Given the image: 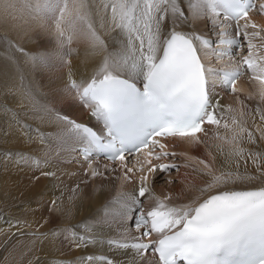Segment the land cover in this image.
<instances>
[{"label":"snow or ice","instance_id":"6c2138e0","mask_svg":"<svg viewBox=\"0 0 264 264\" xmlns=\"http://www.w3.org/2000/svg\"><path fill=\"white\" fill-rule=\"evenodd\" d=\"M253 13L264 16V0H0L6 27L41 19L56 40L33 55L8 32L0 36V145L22 146L0 148V167L29 168L38 183L59 180L53 159L87 164L66 205L64 192L47 203L48 216H36L39 204L31 220L0 210L4 247L30 238L27 264H264V152L256 147L264 110H246L237 87L249 74L264 103V25ZM201 20L209 35L195 30ZM74 40L86 44L82 61L74 62ZM225 57L230 70L212 66ZM44 72L48 82L38 87ZM65 96L95 126L54 106ZM177 141L214 151L194 169L199 184L161 195L155 182L178 170L165 162ZM98 177L133 187L73 222ZM99 247L107 252L88 251ZM65 250L82 254L68 258Z\"/></svg>","mask_w":264,"mask_h":264},{"label":"bare ground","instance_id":"6f19581e","mask_svg":"<svg viewBox=\"0 0 264 264\" xmlns=\"http://www.w3.org/2000/svg\"><path fill=\"white\" fill-rule=\"evenodd\" d=\"M253 19L256 21V23L260 25H264L263 16H254ZM16 23L18 25V29L16 31H13L11 28V23L6 27L3 21H0V30L2 32L11 33L13 36L17 37L20 40L29 37L31 41L33 42L36 41L33 44L26 43L27 47L32 50L37 51L44 49L46 51H51L56 47L54 36L52 38L53 39L52 41L49 40L50 39L49 36L44 37L48 33H49L48 35H53V33L50 30H45V28L41 27V25L44 24L45 21L41 19H36V20L30 19L26 24L24 23V21H18ZM203 24L198 23L195 25L201 27ZM250 30L251 29H249V31ZM206 31L209 33L210 30L209 31L206 30ZM207 32L205 33L207 34ZM38 39L40 41H38ZM71 46L73 48L78 49L80 53L79 57H76L74 54V62L82 61L85 57L86 44L83 41L74 40ZM49 75H50L49 72H44L43 74L36 76L38 77L40 84H47ZM237 87L240 89V93L242 92L245 93L244 96H241L243 94H239L241 99L244 100L245 98L248 97L246 95L252 94L257 98V101H260L257 95L258 87H259L258 84L252 83L251 85H245L243 83H240ZM45 91H47L46 88ZM221 97H222V102L225 105L231 104L239 112L241 106L234 100L231 94L221 93ZM247 100L249 103L244 102L245 105L247 106L246 110L255 109L257 106H259L262 110H264V105H259V103H255V101H253V98L251 100L250 99ZM69 105H71L70 110L68 108ZM54 106L62 111H68V114L71 115L73 118H76L85 123L87 122L91 123L93 126H95V122L89 121L87 118V114L83 113L79 108V106L74 103L73 96H65L64 101L62 103L57 102L54 104ZM249 123H251V121H249ZM257 123H259L258 117H257ZM46 130L56 131V128L53 126ZM209 143H211V141ZM200 144H195L187 141L186 142L177 141L174 144L175 152L178 153L177 159H181V161L177 160L176 164L179 165L181 169L174 175L167 176L164 178L160 177L159 179L156 180L155 189L159 194L163 195L168 193L169 191H178L182 183L199 184V179L198 177L195 176L196 171H194V169H197L196 165L199 159L197 158L196 161V159H194V154L198 153L200 159L210 161L211 157L208 155V153L210 150L214 151L209 147H207L205 150L199 149ZM258 145L264 146V141L259 142ZM246 146L247 145H245V147ZM0 147L12 148V147H22V146L17 144H8V145H0ZM57 161L65 162L66 165H61L60 168L57 170V175L59 177V180H52L54 182L52 188L60 189V192L57 193V196H60L61 192H64V194L65 192H68L69 195H71V191H70L71 188L74 187L80 180L84 179V171H83L84 169H82L83 168L82 166H84L85 168L86 166L83 165L84 163L82 164L80 160L77 159L75 156L69 159H60ZM72 162H76V163L72 165ZM100 165L102 167V163H100ZM251 167L252 166L249 165L250 170ZM1 169L4 172L2 167ZM8 172L9 175L8 178L4 181L5 182L4 185L0 184V208H5L11 205V197L9 196L10 191H14L16 195L29 196L34 194L37 191V189L40 188L42 185H44L47 181L51 180L41 177L39 182L36 183L33 179V170L21 171L11 167L9 168ZM36 175H39V173H36ZM116 175H120V173L118 172L116 173ZM192 177H196L197 180L193 179ZM167 178L174 179L176 181V184L165 185V183H161V181ZM91 183L93 184L92 187H94L95 184L96 186L100 184H102L103 186L100 187L98 192L94 194L90 193L87 195V191L90 186L88 184V187L85 188L83 193L87 195V198L83 202L84 207L83 208H80L79 206L77 207L75 211V220L73 222L83 219L89 213V211L95 214V212L99 208V205H103L105 201L110 200L113 197V194L118 189H121V191H128L133 187L126 183L123 184V186H121V180L119 179H114L112 180L111 183H109L108 179L95 180L94 182ZM63 202L65 205L67 204V201L64 198H63ZM39 206H40L39 209L36 211V216L37 217H39L40 215L48 216L49 213H47L46 211L47 207L43 204H40ZM36 209L37 206L32 207L31 205L30 207H26L23 205L17 211L16 215L18 216L23 215L26 216L29 220H31L33 219L32 211ZM131 220L132 219L129 220V224L131 223ZM24 231L27 232L28 229L25 228ZM17 238L18 239L14 240L11 248L8 249L5 254L2 253L3 255L1 256L2 259L0 264H27V257L25 254L27 252L28 247L30 246V238H28L27 236L17 237ZM88 251L90 252L95 251L97 253H100V252H107V249L104 247H99L96 249H89ZM80 254L82 253L79 252L72 253L65 250V256H67L68 258H71L73 255H80Z\"/></svg>","mask_w":264,"mask_h":264},{"label":"rangeland","instance_id":"374dc122","mask_svg":"<svg viewBox=\"0 0 264 264\" xmlns=\"http://www.w3.org/2000/svg\"><path fill=\"white\" fill-rule=\"evenodd\" d=\"M200 24V23H204L201 27L200 26H196L195 24H198V23ZM197 22H195L194 23V28H195V30L198 32V33H201V34H204L205 32H207L206 30H209V28L211 27V25L207 22V21H204V20H201V21H197ZM199 28V29H198ZM6 32H2L1 30H0V36H2V35H4ZM9 35H11L12 37H13V39L16 41V43H18V44H20L22 47H24L27 51H29L31 54H33V55H36V54H41V53H44V52H46V50H44V49H41V50H32V49H29L28 47H27V45H26V43H31V44H33V43H35V42H33V41H31L30 40V38L28 37V38H24V39H22V40H20V39H18L17 37H15V36H13L11 33H8ZM49 34V33H48ZM45 35L44 37H46V36H49L50 37V41H52L53 39V36L54 35ZM207 34H210V31H209V33L207 32ZM214 36V35H213ZM257 40V41H256ZM256 40H254V42L255 43H257V44H259V43H261V41L257 38ZM38 41H40L39 39H38ZM55 42H56V40H55ZM49 46V45H48ZM21 64H22V66H23V60H21ZM36 82H37V86L39 87L41 84H40V82H39V80H38V77L36 76ZM251 85V84H250ZM42 91H44V92H46L45 91V88H43L42 89ZM239 94H243V95H241V96H244L245 95V93L244 92H242V93H239ZM250 95H252V94H250ZM246 96H249V95H246ZM252 97H253V101H255V103H259V105H264L262 102H260V101H257V98L254 96V95H252ZM248 98H245L244 100V102H247V103H249L248 102V100H247ZM251 100V99H250ZM249 100V101H250ZM49 102H51V101H49ZM246 147H252L251 145H247ZM260 151H262V152H264V146H261V145H257L256 146ZM0 148H3V147H0ZM12 148H19V147H12ZM207 147L205 146V144L204 143H202V144H200L199 145V149H206ZM194 158L196 159V161H197V158L198 159H200L199 158V154L198 153H196V154H194ZM205 161H207V160H205ZM52 163L53 164H55L57 167L56 168H52V169H49V170H54V171H57L59 168H60V166L61 165H66V163L65 162H61V161H57L56 159L54 160H52ZM76 162H72V165L73 164H75ZM86 166V168H87V165H85ZM12 166H10L9 168H11ZM83 168L82 169H86L84 166H82ZM196 167H197V169H202L203 168V165H201V164H199V160H198V163H197V165H196ZM13 168H15V167H13ZM16 169V168H15ZM179 169H181V167H179ZM19 170H21V171H28V170H31V169H29V168H23V169H19ZM8 175H9V172H6V173H4L3 171H2V169H1V167H0V184H2V185H4V181L8 178ZM173 175V174H172ZM195 176L196 177H198L197 175H196V173H195ZM165 177V176H164ZM164 177H161V178H164ZM196 177H192L193 179H195V180H197V178ZM102 179H104V178H96V180H102ZM198 179H199V177H198ZM53 181L52 180H50V181H47L44 185H42L40 188H38L37 189V191L34 193V194H32V195H29V196H20V195H16L15 194V192L14 191H10V193H9V196L11 197V205L10 206H8V207H5V208H0V210H4V211H7V210H9V209H11L12 210V212L16 215V213H17V211L24 205V206H26V207H30L31 205H32V207H35V206H37L38 204L40 205V204H43V205H45L46 207H47V203L48 202H50L51 201V199L54 197V196H57V193L58 192H60V189L59 188H52V186H53ZM161 183H164V181H161ZM55 185V184H54ZM89 189H88V191H87V195L88 194H90V193H92V194H94V193H96V192H98V190L100 189V187H102L103 185L102 184H100V185H98V186H96V184L94 185V187H92L93 186V184L90 182L89 183ZM130 185V184H129ZM4 187V186H3ZM118 191H121V189H118L114 194H113V197L117 194V192ZM87 195H85V194H83V200H82V203L85 201V199L87 198ZM68 196H69V193L68 192H65V194H64V199L67 201L68 200ZM112 197V196H111ZM110 197V198H111ZM47 211V210H46ZM97 211H103V209L101 208V207H99L98 209H97ZM47 213H48V211H47ZM57 222H59V221H57ZM51 226V225H50ZM3 237H0V262H1V259H2V255L3 254H5L6 253V251L8 250V249H10L11 248V246H12V244H13V242H14V240H16V239H18V238H14L12 241H11V243L8 245V247L7 248H5L4 247V244H3ZM3 253V254H2Z\"/></svg>","mask_w":264,"mask_h":264}]
</instances>
